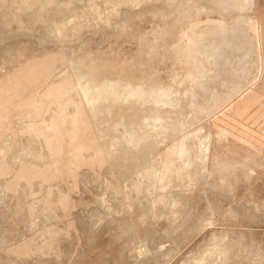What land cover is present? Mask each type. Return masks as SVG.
<instances>
[{
	"label": "rangeland",
	"instance_id": "rangeland-1",
	"mask_svg": "<svg viewBox=\"0 0 264 264\" xmlns=\"http://www.w3.org/2000/svg\"><path fill=\"white\" fill-rule=\"evenodd\" d=\"M0 264H264V0H0Z\"/></svg>",
	"mask_w": 264,
	"mask_h": 264
},
{
	"label": "bare ground",
	"instance_id": "bare-ground-1",
	"mask_svg": "<svg viewBox=\"0 0 264 264\" xmlns=\"http://www.w3.org/2000/svg\"><path fill=\"white\" fill-rule=\"evenodd\" d=\"M195 262V261H194Z\"/></svg>",
	"mask_w": 264,
	"mask_h": 264
}]
</instances>
